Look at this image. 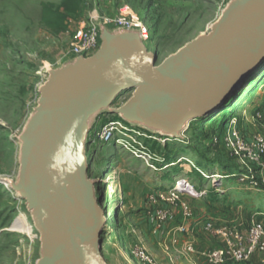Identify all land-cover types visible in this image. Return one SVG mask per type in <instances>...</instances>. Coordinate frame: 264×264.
Listing matches in <instances>:
<instances>
[{
  "label": "rangeland",
  "instance_id": "374dc122",
  "mask_svg": "<svg viewBox=\"0 0 264 264\" xmlns=\"http://www.w3.org/2000/svg\"><path fill=\"white\" fill-rule=\"evenodd\" d=\"M232 1L0 0V264H38L42 258L40 233L35 227L27 201L8 182L4 184L3 181H18L21 168V136L38 107L40 88L49 78L50 70L61 68L73 60L69 53L83 31L92 22L103 17H133L146 27L149 38L144 44L150 52L156 54V64L159 65L187 43L207 35ZM131 97L132 92L124 93L114 102L112 108L121 107ZM233 107L239 130L247 140L252 139L255 134L264 135V61L256 75L237 91L230 104L223 111L218 109L216 113L221 111L219 115H223L225 121ZM257 113H263L260 120L256 118ZM106 116L108 120H119V116L115 114ZM210 119L211 116L207 124L201 120L191 122L184 134L185 140L170 141L168 148L161 144L156 134L140 128L149 137L153 136L151 139L138 140L155 155L153 160L138 159L118 144L107 145L97 139L93 140L94 133L100 130L101 124L91 130L89 139L92 143L87 147L90 163L88 177L96 182L95 189L100 195L99 204L108 220L101 234V251L108 264H140L132 254L134 247L141 245L147 249L149 245L155 251H160L158 240L162 244L165 238L168 240L170 232L165 229L162 236H155L150 223L149 204L143 208L138 206V196L132 201L123 197L127 193L123 184V175L126 172L120 168H127L132 172L135 184H146L147 177L161 181L160 171L167 168V164L175 162L174 157L182 165L177 166L181 167V174L184 171L189 173L188 178L196 189L211 193L215 190L210 178L212 175L235 173L218 169L222 164L230 165V155L223 149H215L210 145V125L217 127L221 120ZM115 134L118 135L119 132ZM234 161L238 164L235 158ZM172 174L173 172L168 173V181H171ZM261 175L264 178L263 171ZM231 183L238 185L234 178L224 179L219 182L223 185L220 188L226 192L224 185H232ZM230 188L228 190H232L233 186ZM247 188L245 193L250 197L261 191ZM234 190L228 194L229 197H238L233 193L236 192ZM132 193L130 197L133 198ZM180 199L189 205L193 213L194 220L187 221L186 224L202 220L192 203H203L207 198L195 199L190 195H183ZM213 204L221 210H237L236 203L231 201ZM176 209L180 211L183 223L182 210ZM233 216L236 219V213ZM239 219L244 221L242 217ZM18 220L24 221L26 230L15 227ZM175 220L176 212L173 221ZM183 236L187 238L186 235H179V238ZM147 251L163 264L154 252ZM163 252L167 258L165 263H169V256L164 250ZM174 255L175 264L190 262L183 254Z\"/></svg>",
  "mask_w": 264,
  "mask_h": 264
},
{
  "label": "water",
  "instance_id": "95a60500",
  "mask_svg": "<svg viewBox=\"0 0 264 264\" xmlns=\"http://www.w3.org/2000/svg\"><path fill=\"white\" fill-rule=\"evenodd\" d=\"M99 50L50 70L21 136V168L11 188L27 201L40 233L38 264H108L101 234L108 223L88 177L89 134L104 115L182 140L261 68L264 0H233L211 31L161 64L139 31L101 26ZM132 97L112 108L124 93Z\"/></svg>",
  "mask_w": 264,
  "mask_h": 264
},
{
  "label": "built area",
  "instance_id": "2783aa9c",
  "mask_svg": "<svg viewBox=\"0 0 264 264\" xmlns=\"http://www.w3.org/2000/svg\"><path fill=\"white\" fill-rule=\"evenodd\" d=\"M101 26H105L109 30L139 31L143 41L149 38L144 24L135 21L133 17L124 15L103 17L101 20L92 22L83 31L79 41L69 53L71 59L89 58L99 50ZM256 118L260 120L262 114L257 113ZM119 120H108L106 115L101 116L96 123V125L101 124L100 130H94L93 140L97 139L102 144L107 145L118 144L124 150H129L138 159H155V155L138 141L142 138L151 139L153 136L149 137L145 131H142L143 129L132 127L122 119ZM116 132H119L120 135H116ZM158 140L161 144L165 142L161 138ZM167 140L174 141L170 138H167ZM184 140L185 137L176 141ZM210 145L222 147L231 157L237 160L240 167V171L233 175L219 173L210 177L215 187L214 191L217 194H224L225 191L220 188L223 185H220L219 182L229 177H233L241 185L249 183V187L256 190L260 189L256 181L255 169H259L260 173L264 169V135L255 134L252 139L247 140L239 130L238 118L236 117L230 120L223 134L217 133L212 137ZM87 159L89 160L88 156ZM181 179L185 182L184 186L179 187L182 181L177 179L167 189L157 188L152 190L147 198V204L151 207L149 210L150 223L155 236L164 234L166 225L175 218L176 208H180L184 216L183 223L170 230L168 241H163L161 244L163 250L169 256L170 262L168 264H175L174 253L185 255L191 263L203 261L206 264L248 263L255 254H264V226L256 220H252L247 226L239 218L222 223H218L214 218L198 219L186 224L187 221L194 220L193 213L189 205L181 201V196L190 195L195 199H206L210 191L196 189L189 179ZM199 230L218 239L220 246L213 249H197L195 235ZM179 235L187 236V240L182 246H180ZM132 254L140 264H161L156 257L141 245L135 246ZM261 264H264V258L261 259Z\"/></svg>",
  "mask_w": 264,
  "mask_h": 264
},
{
  "label": "crops",
  "instance_id": "0c3cea01",
  "mask_svg": "<svg viewBox=\"0 0 264 264\" xmlns=\"http://www.w3.org/2000/svg\"><path fill=\"white\" fill-rule=\"evenodd\" d=\"M151 133L156 134L159 137V139L161 138L162 140H165V142L162 143V145L168 148V146L170 145L169 143L170 140H167V137L163 136L160 133H155V132H151ZM180 157L181 155L178 156V158ZM173 159L175 160V162L173 161L172 163L167 164L166 165L167 168H164L163 170L160 171L159 175H161V181H158L156 178L151 179L150 177H147L146 184H141L140 182L137 184L133 183L132 172L128 170L127 168H123V169L120 168L121 171L124 170L123 172H126L123 175V184H124L125 190H127V193H125L123 197L127 198L126 200L130 199L132 201L134 200L136 196H138V199H137L138 206L144 208L145 205L147 204L146 202H147L148 195L152 190L156 188L165 189L168 186L170 187L173 184V182L177 179H181V178L189 179L188 178L190 176L189 173L184 171V173L181 174L180 172L181 167H177L178 164L179 166H182L180 165L181 164L180 162H176L179 159L177 158L175 159L174 157ZM201 167L202 169H204L203 166ZM169 172H173L171 181H168L167 179ZM231 186H233L232 190H228ZM224 187L226 189V192L224 195L215 194V196L211 195L210 197H207L206 200L202 201L203 203H199V202L192 203V205L195 208V211L197 212L199 216L202 217V219L214 218L218 223H222V222L234 220L233 215L236 213V216H237L236 218L242 217L244 220L243 223H245L246 226L249 225L252 220H256L257 222L261 223L264 226V190H261L259 191V193H256V194L253 193L254 195L250 197V195L246 196L247 193H245V191H246V188L248 187L246 185H241L239 183L238 185H236L235 183H233L232 185H228V186L224 185ZM234 189L236 190V192H233V193L237 195L238 197H229L228 194H230V192L233 191ZM131 191H133L134 193H132ZM130 193H132V196L134 194L133 198L130 197L131 195ZM130 200L126 201V203L130 202ZM226 200L236 203L237 205L236 212L221 210L220 208L216 207V205L213 204L215 202H220V201L224 202ZM175 212H176V220L166 225L165 228L167 232L182 223V220L180 218V215H181L180 211L178 209H175ZM195 236H196L195 240L197 242L196 243L197 249H213V248H217L220 246V242L218 239L212 236L206 235L204 232L200 230L196 233ZM186 240H187L186 237L185 238L184 236L180 237L179 238L180 246H182ZM164 241L166 242L168 240L165 238ZM158 245H159L160 251H155L154 248L149 245L147 246V249L152 253L154 252L156 256L161 259L163 264H168V263H165L167 258L165 257L164 252L162 250L163 248H162L160 239L158 240ZM262 258H264V254L257 253L253 256L250 262L245 263V264H261ZM177 264H206V263H204L203 261H198L196 263H191V262L189 263L180 262L179 263L178 262Z\"/></svg>",
  "mask_w": 264,
  "mask_h": 264
},
{
  "label": "trees",
  "instance_id": "16d2710c",
  "mask_svg": "<svg viewBox=\"0 0 264 264\" xmlns=\"http://www.w3.org/2000/svg\"><path fill=\"white\" fill-rule=\"evenodd\" d=\"M256 75V74H255ZM254 75V76H255ZM236 94H237V92L234 94V95H232L231 96V98L228 100V101H226L225 103H223L222 105H220V107H219V110H221V111H223L225 108H226V105L229 103L230 104V102L232 101V99H233V97H235L236 96ZM221 111L220 112H218V113H213L212 115H210L211 116V121H214V120H216V119H218V118H220L221 120H220V123L218 124V126L216 127V126H214L213 124H211L210 125V130H211V133H210V140L212 139V137L215 135V134H222L225 130H226V128H227V126L229 125V122H230V120L232 119V118H236L237 116H235V114H234V107H233V111H231L232 113L228 116V117H226L227 119L225 120V121H223V115H219L220 113H221ZM262 114V117H263V113H261ZM210 116L209 117H207V118H203V119H199V120H201L204 124H207L209 121H207L208 120V118H210ZM118 119H120V118H118ZM212 148H215V149H223L222 147H219V146H216V147H213L212 146ZM224 150V149H223ZM225 151V150H224ZM226 152V151H225ZM229 160H230V165L229 164H222L221 166H219L218 168H223V169H225L226 171H233V172H235V173H237V172H239L240 171V168L237 166V164H236V162L234 161V157H229ZM263 161H264V159H263ZM256 171V181L258 182V184H259V188H260V190H264V183H263V180H264V178L262 177V175H261V173H260V171H258L259 169H255ZM263 172H264V169L262 170ZM233 174V173H232ZM229 175V174H228ZM231 178H233V177H229V178H227V179H231ZM248 184L249 183H247L246 184V186H248ZM249 187V186H248ZM214 193H209V195H208V197H210L212 194H216V195H218L215 191H213ZM98 196H99V193H98ZM228 264H230V263H228Z\"/></svg>",
  "mask_w": 264,
  "mask_h": 264
},
{
  "label": "bare ground",
  "instance_id": "6f19581e",
  "mask_svg": "<svg viewBox=\"0 0 264 264\" xmlns=\"http://www.w3.org/2000/svg\"><path fill=\"white\" fill-rule=\"evenodd\" d=\"M219 20H220V19H219ZM203 35H204V34H203ZM219 107H220V106H219ZM184 185H185V182L182 181V182H180L179 187H182V186H184ZM95 195L98 196V193H97L96 189H95ZM15 227L21 228V229H23V230H26V229H27V227H26L24 221H22V220H18V221L16 222V224H15ZM100 249H101V248H100Z\"/></svg>",
  "mask_w": 264,
  "mask_h": 264
}]
</instances>
